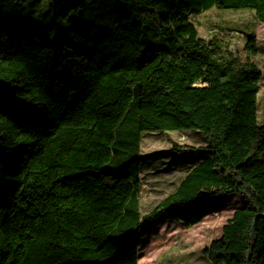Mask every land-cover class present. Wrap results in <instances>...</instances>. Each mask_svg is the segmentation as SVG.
<instances>
[{"label": "trees", "instance_id": "1", "mask_svg": "<svg viewBox=\"0 0 264 264\" xmlns=\"http://www.w3.org/2000/svg\"><path fill=\"white\" fill-rule=\"evenodd\" d=\"M212 7L264 23V0H49L38 33L0 24V264H142L147 224L195 226L230 195L204 253L264 264L257 36L245 59L207 42L190 15ZM180 129L208 143L172 148L200 158L142 214L141 134Z\"/></svg>", "mask_w": 264, "mask_h": 264}, {"label": "rangeland", "instance_id": "2", "mask_svg": "<svg viewBox=\"0 0 264 264\" xmlns=\"http://www.w3.org/2000/svg\"><path fill=\"white\" fill-rule=\"evenodd\" d=\"M0 24L41 31L42 16L49 0H0ZM199 36L209 42L218 38L225 48L241 59L249 54L245 50L248 35L257 36L258 51L250 59L262 71L258 93V123H264V23L253 10L217 9L212 7L190 15ZM66 27L80 25L78 12L66 19ZM207 139L196 129L174 131H144L141 134L142 171L139 201L141 213L153 210L164 198L173 193L200 157L178 153L175 146H203ZM215 197H220L215 196ZM244 203L242 197L230 195L214 200L217 206L203 221L192 227L176 221L147 224L141 233L139 260L142 264H213L204 253L212 240L222 234L226 220Z\"/></svg>", "mask_w": 264, "mask_h": 264}, {"label": "snow or ice", "instance_id": "3", "mask_svg": "<svg viewBox=\"0 0 264 264\" xmlns=\"http://www.w3.org/2000/svg\"><path fill=\"white\" fill-rule=\"evenodd\" d=\"M69 15H71V14H69ZM62 23H63L65 26H68L69 23H70V21H69V20H64V21H62ZM53 34L55 35V32H54ZM0 38H2V34H0ZM73 38H74V39H78V38H79V34L74 35Z\"/></svg>", "mask_w": 264, "mask_h": 264}]
</instances>
